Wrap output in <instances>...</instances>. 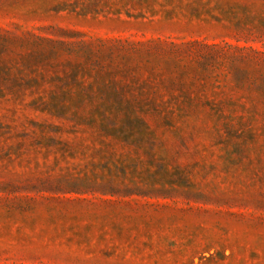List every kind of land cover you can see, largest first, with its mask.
I'll return each mask as SVG.
<instances>
[{
	"label": "rangeland",
	"instance_id": "rangeland-1",
	"mask_svg": "<svg viewBox=\"0 0 264 264\" xmlns=\"http://www.w3.org/2000/svg\"><path fill=\"white\" fill-rule=\"evenodd\" d=\"M0 264H264V0H0Z\"/></svg>",
	"mask_w": 264,
	"mask_h": 264
}]
</instances>
